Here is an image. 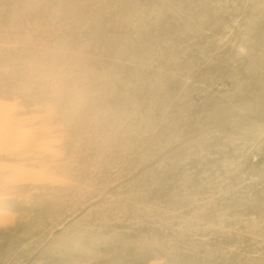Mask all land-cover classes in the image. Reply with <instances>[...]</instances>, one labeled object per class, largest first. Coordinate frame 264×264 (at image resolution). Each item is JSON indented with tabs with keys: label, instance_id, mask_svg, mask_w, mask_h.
Listing matches in <instances>:
<instances>
[{
	"label": "rangeland",
	"instance_id": "374dc122",
	"mask_svg": "<svg viewBox=\"0 0 264 264\" xmlns=\"http://www.w3.org/2000/svg\"><path fill=\"white\" fill-rule=\"evenodd\" d=\"M0 264H264V0H0Z\"/></svg>",
	"mask_w": 264,
	"mask_h": 264
}]
</instances>
